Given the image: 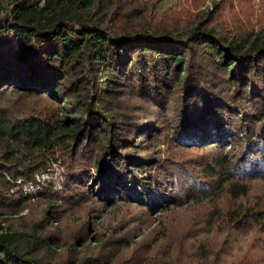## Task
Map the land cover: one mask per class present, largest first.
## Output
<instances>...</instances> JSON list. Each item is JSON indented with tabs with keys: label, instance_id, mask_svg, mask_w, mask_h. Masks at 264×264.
<instances>
[{
	"label": "trees",
	"instance_id": "obj_1",
	"mask_svg": "<svg viewBox=\"0 0 264 264\" xmlns=\"http://www.w3.org/2000/svg\"><path fill=\"white\" fill-rule=\"evenodd\" d=\"M186 4L0 0V264H264V23Z\"/></svg>",
	"mask_w": 264,
	"mask_h": 264
},
{
	"label": "rangeland",
	"instance_id": "obj_2",
	"mask_svg": "<svg viewBox=\"0 0 264 264\" xmlns=\"http://www.w3.org/2000/svg\"><path fill=\"white\" fill-rule=\"evenodd\" d=\"M175 3V0H172ZM200 5L195 7L192 4H186L190 11L196 12V11H206L207 9L211 8V5L213 2L220 1V0H199ZM223 1V13L226 19L229 17L227 16V13L229 12L227 1H230L234 7V9H240L243 7H251L254 11L258 13V18L255 20L257 25L260 23H264V0H222ZM170 4V2H169ZM167 4V6L169 5ZM167 8V7H166ZM165 8V9H166ZM212 9V8H211ZM171 11H176L178 13L179 17L184 16V12L181 8L174 9V7L170 8ZM238 10V11H240ZM213 151L211 150H203L198 149L197 151L194 150H187L184 151L182 154L183 157L189 156V155H203V154H212ZM63 170V165H61L60 161L57 160L56 162H53L51 166L46 167L44 170H40L35 174L36 182H34L35 185L42 188V186L48 185V184H55V186H60V178H61V172ZM252 189L254 190L253 194L256 195L258 193H262L264 190V181L263 180H255L252 183ZM251 197V194H250ZM37 198L31 199L29 202L26 203L28 205L21 213L22 214L26 211H28V207L30 205L36 206ZM218 206L225 207L227 205L226 199L224 196H220V198L215 199ZM220 207V208H221ZM139 208H132L131 211L135 212V215H138L137 212L139 211ZM182 212V210H179ZM99 214L97 216V229L101 230H110L113 225H115L119 218L125 219V221H129L128 217H123L122 214H124V208L123 209H117L113 206H106L102 207L100 210H98ZM147 213L144 211L141 215H146ZM149 215V214H148ZM155 223V217L154 214H150L147 218V220L144 222V224H151ZM152 226V225H151ZM150 226V227H151ZM149 227V228H150ZM148 230L145 229L146 232ZM224 238V239H223ZM223 241H218V243L221 242H227L231 253L235 254L237 257H241L244 255H251L254 257L256 254L259 253V255L264 252V234L252 236V234L248 233L247 235H244L242 232H238L234 236L230 237L228 234H225L221 237ZM249 244V252L246 254L245 251L247 249V245ZM250 257V258H252ZM239 259V258H236Z\"/></svg>",
	"mask_w": 264,
	"mask_h": 264
},
{
	"label": "built area",
	"instance_id": "obj_3",
	"mask_svg": "<svg viewBox=\"0 0 264 264\" xmlns=\"http://www.w3.org/2000/svg\"><path fill=\"white\" fill-rule=\"evenodd\" d=\"M25 190L27 192H33L35 190V186L31 183L25 185Z\"/></svg>",
	"mask_w": 264,
	"mask_h": 264
}]
</instances>
